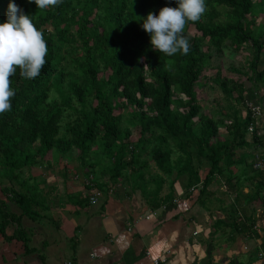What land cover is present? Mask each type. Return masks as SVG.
<instances>
[{
    "label": "trees",
    "instance_id": "1",
    "mask_svg": "<svg viewBox=\"0 0 264 264\" xmlns=\"http://www.w3.org/2000/svg\"><path fill=\"white\" fill-rule=\"evenodd\" d=\"M13 2L32 15L48 53L34 80L20 77L19 69L10 77L16 94L11 110L0 114L2 168L76 152L109 182L140 187L153 210L172 197L171 176L185 177L190 189L201 184V195L221 177L238 207L241 200L263 203L264 177L254 163L256 155L264 160V124L255 126L247 105L260 106L264 115V0H205L204 14L182 32L188 54L173 56L151 49L140 22L150 11L174 7V0H62L44 10L28 0ZM7 4L0 0V22ZM225 50L251 51L240 68H225L236 78L214 64ZM210 69L214 74L205 75ZM203 86L222 94L208 111L198 92ZM221 162L238 173L220 170ZM248 172L256 184L243 195ZM164 184L170 192L161 198Z\"/></svg>",
    "mask_w": 264,
    "mask_h": 264
},
{
    "label": "crops",
    "instance_id": "2",
    "mask_svg": "<svg viewBox=\"0 0 264 264\" xmlns=\"http://www.w3.org/2000/svg\"><path fill=\"white\" fill-rule=\"evenodd\" d=\"M77 156L51 153L33 166H0V264H151L156 257L167 264H263L264 201L238 207L221 177L201 195V184L190 189L185 177L171 176L172 197L153 210L140 187L111 183ZM219 168L238 173L235 165ZM255 176L246 175L243 195ZM92 190L102 193L94 205ZM169 192L164 184L159 196Z\"/></svg>",
    "mask_w": 264,
    "mask_h": 264
},
{
    "label": "clouds",
    "instance_id": "3",
    "mask_svg": "<svg viewBox=\"0 0 264 264\" xmlns=\"http://www.w3.org/2000/svg\"><path fill=\"white\" fill-rule=\"evenodd\" d=\"M36 9L55 8L62 0H28ZM174 7L148 12L140 26L148 35L151 49L166 56L187 55L188 40L182 35L187 22H196L204 14L205 0H174ZM48 53L43 34L21 7L8 0L5 20L0 22V114L11 110L16 92L10 77L19 69V76L34 80L41 75Z\"/></svg>",
    "mask_w": 264,
    "mask_h": 264
},
{
    "label": "rangeland",
    "instance_id": "4",
    "mask_svg": "<svg viewBox=\"0 0 264 264\" xmlns=\"http://www.w3.org/2000/svg\"><path fill=\"white\" fill-rule=\"evenodd\" d=\"M262 21V18H258V22ZM190 33H194L193 28L189 29ZM251 56V51H246L244 53H232L230 54L227 50H225L221 56V59H215L214 60V64L217 65H221L223 67V71H224V75L227 77H233L236 78L239 74L234 73V72H229L227 71L225 68H227L229 66V64L233 65V67L235 68H240V66H242L244 60L247 57ZM217 60V61H216ZM214 70L210 69L208 70V72L205 73V75L208 76H212L214 74ZM236 76V77H234ZM200 93V98L203 101V105L205 107V109L208 111V109H210V107L214 106L213 102L214 100L220 101L222 98V94L220 93V91L218 89H215L214 91H210L208 89V86H203L199 91ZM264 103V101H263ZM260 118H259V124L263 125L264 124V115L260 114ZM259 117V116H258ZM260 127V126H259ZM138 136V133H134L131 137V141L134 142L136 140ZM92 158H97L93 155H90ZM153 164V163H152Z\"/></svg>",
    "mask_w": 264,
    "mask_h": 264
},
{
    "label": "built area",
    "instance_id": "5",
    "mask_svg": "<svg viewBox=\"0 0 264 264\" xmlns=\"http://www.w3.org/2000/svg\"><path fill=\"white\" fill-rule=\"evenodd\" d=\"M247 108L251 110V112L254 114V116L257 119L255 126L258 125L259 124L258 119H259L260 114H261L260 106L249 103L247 105ZM252 131H253V126H250L248 128V132L251 133ZM254 169L258 170L259 172H261L264 175V160L259 155H256V157H255ZM101 196H102L101 191L92 190L91 196L89 197V203L92 205L96 204L98 202V200L101 198ZM147 255L149 256V254H147ZM257 257L259 260H262L263 264H264V254H262L260 252V253H258ZM151 264H167V260L164 257L151 258Z\"/></svg>",
    "mask_w": 264,
    "mask_h": 264
}]
</instances>
